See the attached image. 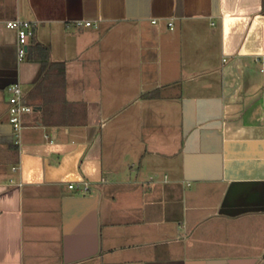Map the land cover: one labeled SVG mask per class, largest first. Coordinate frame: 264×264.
Returning a JSON list of instances; mask_svg holds the SVG:
<instances>
[{
    "label": "crops",
    "instance_id": "0c3cea01",
    "mask_svg": "<svg viewBox=\"0 0 264 264\" xmlns=\"http://www.w3.org/2000/svg\"><path fill=\"white\" fill-rule=\"evenodd\" d=\"M0 264H264V0H0Z\"/></svg>",
    "mask_w": 264,
    "mask_h": 264
},
{
    "label": "built area",
    "instance_id": "2783aa9c",
    "mask_svg": "<svg viewBox=\"0 0 264 264\" xmlns=\"http://www.w3.org/2000/svg\"><path fill=\"white\" fill-rule=\"evenodd\" d=\"M155 23V22H154ZM87 27L93 26L91 22L85 24ZM82 26V23H79ZM9 29H13L18 35V60L24 61L28 55L29 40L34 36L36 23L29 21H14L7 24ZM173 27V26H172ZM259 61V60H258ZM9 121L16 133V145L21 143V134L24 128V116L34 112V107L30 105L23 94L20 83H14L9 88ZM71 189L76 188L75 185L70 186ZM90 190V184L85 183L84 192Z\"/></svg>",
    "mask_w": 264,
    "mask_h": 264
},
{
    "label": "trees",
    "instance_id": "16d2710c",
    "mask_svg": "<svg viewBox=\"0 0 264 264\" xmlns=\"http://www.w3.org/2000/svg\"><path fill=\"white\" fill-rule=\"evenodd\" d=\"M45 51V54H46V59H48L49 57V49H44ZM45 64H47L48 61H43ZM54 66L58 67L61 69L60 73L63 75V77H65V65L64 64H55ZM158 95H157V92H149L147 94L144 95L145 98H149V99H153V98H156Z\"/></svg>",
    "mask_w": 264,
    "mask_h": 264
}]
</instances>
